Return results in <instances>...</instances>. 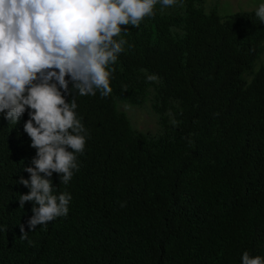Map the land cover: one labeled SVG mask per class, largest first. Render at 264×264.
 Returning <instances> with one entry per match:
<instances>
[{"label": "trees", "instance_id": "trees-1", "mask_svg": "<svg viewBox=\"0 0 264 264\" xmlns=\"http://www.w3.org/2000/svg\"><path fill=\"white\" fill-rule=\"evenodd\" d=\"M257 8L219 16L203 0L163 10L158 0L154 17L122 26L114 39L127 43L111 65L113 92L72 93L85 149L67 185L62 174L50 178L55 194H71L69 212L32 231L34 202L19 203L30 189L17 183L29 179L23 169L36 155L24 132L28 113L17 125L0 114V264L264 257V66L253 69L264 23ZM117 102L149 103L157 132L133 129Z\"/></svg>", "mask_w": 264, "mask_h": 264}, {"label": "clouds", "instance_id": "clouds-1", "mask_svg": "<svg viewBox=\"0 0 264 264\" xmlns=\"http://www.w3.org/2000/svg\"><path fill=\"white\" fill-rule=\"evenodd\" d=\"M157 2L0 0V114L17 125L27 111L24 132L36 149L32 166L23 169L29 179L21 176L17 181L30 189L20 196V207L34 202L29 231L69 212L71 194H55L50 178L62 174L60 181L67 185L85 149L86 129L78 118L73 90L81 97L113 92L111 65L127 43L114 37H120L122 26L139 27L145 17H154ZM159 2L163 10L177 0ZM255 15L264 23V3ZM21 233L26 238L23 225ZM241 262L264 264V257L245 251Z\"/></svg>", "mask_w": 264, "mask_h": 264}, {"label": "rangeland", "instance_id": "rangeland-1", "mask_svg": "<svg viewBox=\"0 0 264 264\" xmlns=\"http://www.w3.org/2000/svg\"><path fill=\"white\" fill-rule=\"evenodd\" d=\"M205 9L214 8L217 15L223 16L233 12H246L253 10L264 0H203ZM205 10V11H206ZM264 66V43L263 51L253 64V69ZM119 106V107H118ZM119 111L125 113L133 129L145 133H156L158 130L156 118L149 109V103L145 102L141 107L125 105L117 102Z\"/></svg>", "mask_w": 264, "mask_h": 264}]
</instances>
